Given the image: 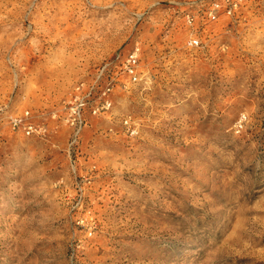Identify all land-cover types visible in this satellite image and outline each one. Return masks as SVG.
<instances>
[{
    "label": "rangeland",
    "instance_id": "374dc122",
    "mask_svg": "<svg viewBox=\"0 0 264 264\" xmlns=\"http://www.w3.org/2000/svg\"><path fill=\"white\" fill-rule=\"evenodd\" d=\"M214 1L0 0V264H264V0Z\"/></svg>",
    "mask_w": 264,
    "mask_h": 264
},
{
    "label": "built area",
    "instance_id": "2783aa9c",
    "mask_svg": "<svg viewBox=\"0 0 264 264\" xmlns=\"http://www.w3.org/2000/svg\"><path fill=\"white\" fill-rule=\"evenodd\" d=\"M246 0H216L214 1L213 7L209 10L208 15L211 19H214L218 11L223 10V12L227 14H232L238 7L239 5ZM192 44H197V40L192 39L191 41ZM137 63V48L128 54L126 58V64L125 68L128 74L136 79L135 77V66ZM71 115H72V121L73 123H76L77 121L79 122L80 119V113H79V105L74 104V107L71 109ZM28 118V112L25 111L23 112L22 115L20 116H14L10 120V124L12 127H22L26 133H29L30 130L33 129V126L29 123L27 120Z\"/></svg>",
    "mask_w": 264,
    "mask_h": 264
}]
</instances>
